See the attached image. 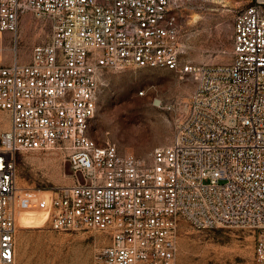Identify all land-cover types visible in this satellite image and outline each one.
<instances>
[{
    "label": "built area",
    "instance_id": "1",
    "mask_svg": "<svg viewBox=\"0 0 264 264\" xmlns=\"http://www.w3.org/2000/svg\"><path fill=\"white\" fill-rule=\"evenodd\" d=\"M183 0H0V33L25 15L47 29L26 60L0 62V264H16L18 213L46 211L54 231H98L93 264H176L183 223L253 234L264 264V0L233 16L226 63L182 62ZM153 67L190 77L172 141L146 165L90 135L104 70ZM143 94V91L140 92ZM55 151L71 183L47 202L16 184V154Z\"/></svg>",
    "mask_w": 264,
    "mask_h": 264
},
{
    "label": "rangeland",
    "instance_id": "2",
    "mask_svg": "<svg viewBox=\"0 0 264 264\" xmlns=\"http://www.w3.org/2000/svg\"><path fill=\"white\" fill-rule=\"evenodd\" d=\"M244 4L245 0H183L182 62H229L233 16ZM16 34L15 44L12 33H0L1 63L12 60L14 46L20 60H26L31 47L46 40L47 29L25 15ZM194 86L190 77L167 69L104 70L89 135L100 144L109 140L121 154L149 165L153 150L172 141ZM8 126V114L0 110V135ZM71 180L69 165L55 151L16 154V184L23 192L47 202L56 187ZM45 219L46 211L36 207L18 213L16 264H93L95 250L106 242L100 232L54 231ZM253 244V234L246 228L198 230L183 223L176 264H253Z\"/></svg>",
    "mask_w": 264,
    "mask_h": 264
},
{
    "label": "bare ground",
    "instance_id": "3",
    "mask_svg": "<svg viewBox=\"0 0 264 264\" xmlns=\"http://www.w3.org/2000/svg\"><path fill=\"white\" fill-rule=\"evenodd\" d=\"M156 103H157V101H156Z\"/></svg>",
    "mask_w": 264,
    "mask_h": 264
}]
</instances>
